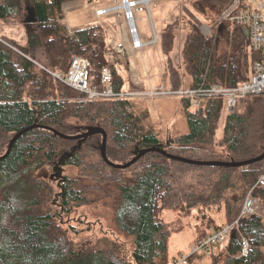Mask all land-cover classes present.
<instances>
[{
	"label": "trees",
	"instance_id": "1",
	"mask_svg": "<svg viewBox=\"0 0 264 264\" xmlns=\"http://www.w3.org/2000/svg\"><path fill=\"white\" fill-rule=\"evenodd\" d=\"M23 1L0 0V28L22 25L25 30V44L0 31V156L16 133L35 123L71 135L101 126L108 134V157L117 163L150 146L197 160L242 161L264 151V94L239 99L236 110L226 114L219 142L215 136L224 97L205 96L197 106L181 97L189 130L163 141L158 129L145 125L149 110L125 95L123 66L115 46L107 42L104 26L94 24L70 34L60 19L63 4L70 0H31L35 7H47L48 19L25 22ZM232 2L194 0L192 4L218 22ZM174 39V29L163 32L171 88L179 89L182 79L170 55ZM36 50L46 55L47 65L30 57ZM76 55L89 61L92 86L105 87L103 70L111 71L116 96L89 100L54 75L67 72ZM182 55L193 88L215 83L234 87L248 78L257 57L244 27L229 21L216 24L210 34L191 22ZM102 139L95 134L80 142L37 126L0 158V264H169L171 237L184 229V219L195 215L200 220L197 241L223 227L213 210L234 228L223 245L215 244L219 252L212 264H264V185L259 183L264 159L240 167L198 165L150 151L130 167L116 168L101 155ZM62 157L63 167H75L78 173L64 174L60 210H53L47 205L54 187L39 171ZM249 194L260 200V208L257 214L244 216ZM95 205L109 208L112 228L125 240L101 236L75 244L69 232L80 231L64 227L61 214ZM166 209L174 211L176 219L164 218Z\"/></svg>",
	"mask_w": 264,
	"mask_h": 264
},
{
	"label": "rangeland",
	"instance_id": "2",
	"mask_svg": "<svg viewBox=\"0 0 264 264\" xmlns=\"http://www.w3.org/2000/svg\"><path fill=\"white\" fill-rule=\"evenodd\" d=\"M193 1L70 0L63 4L60 16L70 34L94 24L104 26L107 42H110L111 46H115L114 50L123 66L122 70L126 76L125 93L139 101L138 105L141 104L149 110L150 118L145 122V125L158 129L163 141L169 138L170 134L176 136L189 130L181 97L178 94L170 93L172 88L162 47L163 32L174 29V47L170 55L173 66L176 65L175 68L180 72L184 88L189 86L190 77L185 72L182 49L191 22L196 23L205 34H210L212 31L209 33V29L214 30L216 24L218 25V22H212L208 15L197 11L192 4ZM126 4H129V7ZM34 8L31 0L23 1L22 21L31 17ZM0 31L13 36L15 42L25 44V30L22 25L7 28L1 24ZM136 31L142 43L141 46L135 45L137 44V41L134 40ZM29 55L42 65L49 63L42 51L36 50ZM153 90H162L163 93L152 95L151 91ZM226 114L224 109L216 130L215 141L219 142L223 135ZM57 161V158L49 161L39 171L40 177L54 187L53 200L47 205L53 210H60L58 195L61 192V186H59V180L53 175ZM63 168V173L66 176L78 173V169L75 167L66 165ZM261 212L264 216L263 208ZM211 214L217 218L218 223L221 222L223 226L228 225L221 213L213 210ZM163 216L168 221L176 219V213L168 209L164 211ZM61 217L64 227L75 226L80 231L79 233L69 232L75 244H81L88 238L101 236H108L118 241L125 240L112 228V214L109 208L104 206H81L68 215L62 213ZM184 222L186 223L184 229L180 232L177 231L171 237L169 264H212L213 255L218 254L219 246L214 245L213 252L197 251L194 247L198 239L197 224L200 223V220L196 219L194 215L184 219Z\"/></svg>",
	"mask_w": 264,
	"mask_h": 264
},
{
	"label": "built area",
	"instance_id": "3",
	"mask_svg": "<svg viewBox=\"0 0 264 264\" xmlns=\"http://www.w3.org/2000/svg\"><path fill=\"white\" fill-rule=\"evenodd\" d=\"M223 21L236 22L244 27L247 31L252 50L256 53L248 78L234 87H226L220 83L210 86L204 84L198 87H182L171 89L170 93L178 94L180 97H188L194 106L201 103L202 97L223 96L224 109L226 113H232L236 110L239 99L249 95L264 94V0H233L230 6L221 14L218 23ZM212 29H209V33ZM134 35L137 46H141V41L137 35ZM54 75L64 83L68 84L86 94L87 99L96 100L112 98L116 96L114 88L110 85L112 73L109 69L103 70V80L107 85L102 88L92 86L89 77V61L83 56L76 55L71 61L70 68L67 72L57 71ZM152 95L162 94L161 90L151 91ZM125 95H127L125 93ZM133 95V93H132ZM131 96V95H127ZM259 183L264 185V171L259 177ZM259 199L249 194L243 205L242 214L250 216L259 212ZM234 228V224H226L221 229L213 231L207 236L196 242L194 248L197 251L213 250L215 244H224L228 234ZM248 250V242H245L244 253ZM186 262V261H184Z\"/></svg>",
	"mask_w": 264,
	"mask_h": 264
},
{
	"label": "water",
	"instance_id": "4",
	"mask_svg": "<svg viewBox=\"0 0 264 264\" xmlns=\"http://www.w3.org/2000/svg\"><path fill=\"white\" fill-rule=\"evenodd\" d=\"M143 1L146 2L147 0H143ZM129 4H126V6L129 7ZM30 16L31 17H29L28 20H26L25 22H35V21L45 22V21H47V19H48L47 7L45 5H39L38 7H35L33 9L32 15H30ZM245 32L247 33V31H245ZM37 126H42V127L47 128V129L53 130L56 134H58L59 136L65 138V139H71V140L72 139H79L80 142H82L84 139H86L92 135L101 134L103 136L102 145H101V149H100L101 155L107 164H109L110 166L116 167V168H128L131 165H133L136 161H138L142 156H144L146 153H148L150 151H159L169 158L180 160V161L190 163V164H198V165L240 167V166L250 164V163H254L257 161H261L264 159V151H263L259 156H256V157H253V158H250L247 160H242V161L197 160V159H193V158H187L185 156L172 154L161 146H150V147H145V148L140 149L137 152V154L133 158L128 160L127 162L117 163V162L111 161L108 157V154H107L108 134H107V131L103 127H101V126H90V127H88V129L85 132L71 135V134H65V133H63V132H61V131H59V130L51 127V126L40 125L37 123L32 124V125L24 128L23 130L19 131L18 133H16L13 136V138L11 139L6 153L4 155L0 156V158L6 156L11 151L13 144L22 134H24L29 129H32V128L37 127ZM64 160H65V157L60 158L57 162H55V167H54L55 172L53 175H54V177H56L59 180V186H61L62 183L66 179V176L63 173V171H64V168H63Z\"/></svg>",
	"mask_w": 264,
	"mask_h": 264
},
{
	"label": "bare ground",
	"instance_id": "5",
	"mask_svg": "<svg viewBox=\"0 0 264 264\" xmlns=\"http://www.w3.org/2000/svg\"><path fill=\"white\" fill-rule=\"evenodd\" d=\"M149 0H147L146 2H148Z\"/></svg>",
	"mask_w": 264,
	"mask_h": 264
},
{
	"label": "crops",
	"instance_id": "6",
	"mask_svg": "<svg viewBox=\"0 0 264 264\" xmlns=\"http://www.w3.org/2000/svg\"><path fill=\"white\" fill-rule=\"evenodd\" d=\"M172 129V128H171Z\"/></svg>",
	"mask_w": 264,
	"mask_h": 264
}]
</instances>
